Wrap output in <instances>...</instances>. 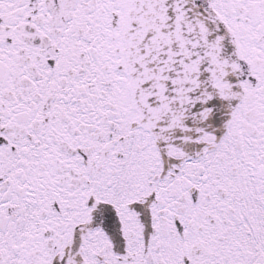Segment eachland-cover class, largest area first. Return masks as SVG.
<instances>
[{"label": "snow or ice", "instance_id": "obj_1", "mask_svg": "<svg viewBox=\"0 0 264 264\" xmlns=\"http://www.w3.org/2000/svg\"><path fill=\"white\" fill-rule=\"evenodd\" d=\"M0 264H264V0H0Z\"/></svg>", "mask_w": 264, "mask_h": 264}]
</instances>
